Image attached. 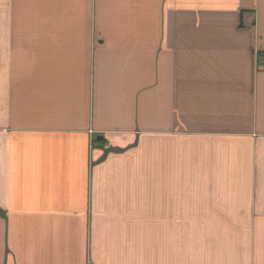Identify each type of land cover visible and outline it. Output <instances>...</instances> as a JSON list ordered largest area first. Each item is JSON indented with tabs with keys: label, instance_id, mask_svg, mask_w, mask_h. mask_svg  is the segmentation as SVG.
I'll return each instance as SVG.
<instances>
[{
	"label": "crops",
	"instance_id": "1",
	"mask_svg": "<svg viewBox=\"0 0 264 264\" xmlns=\"http://www.w3.org/2000/svg\"><path fill=\"white\" fill-rule=\"evenodd\" d=\"M264 0H0V264H264Z\"/></svg>",
	"mask_w": 264,
	"mask_h": 264
},
{
	"label": "built area",
	"instance_id": "2",
	"mask_svg": "<svg viewBox=\"0 0 264 264\" xmlns=\"http://www.w3.org/2000/svg\"><path fill=\"white\" fill-rule=\"evenodd\" d=\"M260 63L264 64V58H262V60H260Z\"/></svg>",
	"mask_w": 264,
	"mask_h": 264
}]
</instances>
